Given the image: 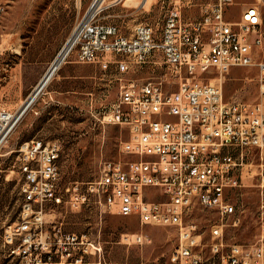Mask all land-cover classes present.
I'll return each mask as SVG.
<instances>
[{"label":"built area","instance_id":"obj_1","mask_svg":"<svg viewBox=\"0 0 264 264\" xmlns=\"http://www.w3.org/2000/svg\"><path fill=\"white\" fill-rule=\"evenodd\" d=\"M98 1L91 0L75 25L65 58L73 55L78 63L119 75L117 99L102 122H119L127 139L120 142L119 159L104 162L95 181L64 189L59 145L41 138L22 143L17 150L22 203L1 235L7 255L19 264H101L94 238L65 233L60 222L50 220V210L65 203L74 211L92 205L100 214L136 217L141 227L175 228L177 255L169 264H264V61L255 59L264 38L263 3L244 6L238 20L229 22L224 15L234 0L205 4L190 20L182 18L176 1L159 34L140 23L127 36L100 20L105 8L126 0L96 7ZM12 2L0 0V25ZM156 66L166 70L154 73L164 74V82H154V75L139 82L123 77L133 67ZM248 67L258 72V102L225 101L222 77ZM204 74H216L219 84L200 78ZM20 109L0 108V150L25 113ZM253 180L260 192L257 236L250 244H227L225 228L240 223L230 194ZM194 204L218 215L208 256L198 250L197 224L187 220ZM130 237L122 241H148L142 233Z\"/></svg>","mask_w":264,"mask_h":264},{"label":"rangeland","instance_id":"obj_2","mask_svg":"<svg viewBox=\"0 0 264 264\" xmlns=\"http://www.w3.org/2000/svg\"><path fill=\"white\" fill-rule=\"evenodd\" d=\"M80 1L79 14V0H13L10 4L0 25V108L14 111L32 93L84 14L83 7L88 0ZM176 1L182 6V18L190 20L199 17L201 6L215 0H153L145 3L126 0L106 8L100 14V20L116 25L119 32L127 36L140 23L151 26L159 34L167 9ZM258 1L264 6V0ZM254 3L256 0H234L226 7L225 20L237 21L240 10ZM255 59L264 61V38L255 51ZM157 60L161 63L160 58ZM64 66H70L69 74L79 75V78L67 80L68 83L54 81L45 86L0 150V263L1 259L8 258L4 264H19L7 255L1 235L3 229L16 220L22 203L17 153L22 143L41 138L59 145L60 187L64 189L73 183L95 181L104 162L119 159L120 142L127 139L125 128L102 122L103 112L117 99L116 77L119 75L113 69L103 71L96 65L79 64L73 55L66 58ZM158 71L166 72L160 66L154 71L150 67H133L123 77L139 82ZM200 78L219 84L216 74H204ZM257 78L254 67L233 69L221 79L224 100L258 102ZM72 85L74 89L78 88L79 95L67 97L56 93ZM245 184L246 187L230 194L240 223L225 228L227 244H250L258 233L256 213L260 192L255 180ZM49 218L54 223L60 222L65 233L87 234L94 238L102 249L101 264H169L176 260L177 232L173 227H141L136 217L100 214L92 205L74 211L65 203L53 207ZM217 218L215 211L203 210L198 204H194L187 215L188 221L197 224L198 250L204 256L209 255L210 227ZM136 233H142L148 241L143 244L122 241L123 235L128 234L132 239L130 236Z\"/></svg>","mask_w":264,"mask_h":264},{"label":"crops","instance_id":"obj_3","mask_svg":"<svg viewBox=\"0 0 264 264\" xmlns=\"http://www.w3.org/2000/svg\"><path fill=\"white\" fill-rule=\"evenodd\" d=\"M80 0H79V5H78V14H79V12H80V8H81V6H80ZM87 1H85V6L83 7V9H84V13H85V11L87 10V8L89 7V4H90V2H91V0H88V2L86 3ZM106 9V8H105ZM104 9V10H105ZM103 10V11H104ZM59 54V53H58ZM57 54V55H58ZM57 57V56H56ZM56 57L53 59V61L56 59ZM52 61V62H53ZM52 62L49 64V66L52 64ZM78 63V62H77ZM63 64H65V61L64 62H62L61 64H60V66H58V68H57V70H56V72H55V74H54V76L51 78V80L49 81V83L46 85V86H48L51 82H54V81H63V83H68L67 82V80H74V79H77V78H79V75H74V74H69V71H70V66H64L63 67ZM79 64H81V63H79ZM83 65H89V64H83ZM90 65H95V64H90ZM48 66V67H49ZM97 66V65H96ZM47 67V68H48ZM44 74V73H43ZM43 77V76H42ZM41 77V78H42ZM55 92V91H54ZM56 93L57 94H61V95H67V97H70V95L71 96H73V95H79V90H78V88H75L74 89V87H73V85L68 89V88H66V89H64V90H61V91H56ZM69 95V96H68ZM30 96V95H29ZM28 99V98H27ZM26 99V100H27ZM25 100V101H26ZM36 100V99H35ZM35 100H34V102H35ZM24 101V102H25ZM24 102H23V104H24ZM33 102V103H34ZM33 103H31V105L29 106V108H31V106H32V104ZM22 104V105H23ZM28 108V109H29ZM27 109V110H28ZM27 110L25 111V113L27 112ZM24 113V114H25Z\"/></svg>","mask_w":264,"mask_h":264},{"label":"bare ground","instance_id":"obj_4","mask_svg":"<svg viewBox=\"0 0 264 264\" xmlns=\"http://www.w3.org/2000/svg\"><path fill=\"white\" fill-rule=\"evenodd\" d=\"M105 1L106 0H99L98 1V3H97V5H96V7L97 6H102V5H104V3H105ZM70 44H71V42L70 43H68L67 44V46L62 50V52H61V54L59 55V57L57 58V60L55 61V63L51 66V67H49L48 69V72H47V74H46V76H45V79H46V82H45V84H44V86L41 88V90L37 93V95L35 96V98L32 100V102L31 103H33L34 102V100L39 96V94L42 92V90L44 89V87L49 83V81L51 80V78L54 76V74H55V72H56V70H57V68H58V66L62 63V61L64 60V59H66L65 58V56L67 55V52H68V49H69V47H70ZM44 74V75H45ZM154 82H164V74H154ZM41 85V84H40ZM38 90V88H36V90L34 91V93L36 92ZM31 105V104H30ZM29 105V106H30ZM29 108V107H28ZM27 108V109H28ZM26 109V110H27ZM25 110V111H26ZM24 111V112H25ZM112 124H114V125H119V122H112ZM11 133L12 132H9L8 133V138H9V136L11 135Z\"/></svg>","mask_w":264,"mask_h":264},{"label":"water","instance_id":"obj_5","mask_svg":"<svg viewBox=\"0 0 264 264\" xmlns=\"http://www.w3.org/2000/svg\"><path fill=\"white\" fill-rule=\"evenodd\" d=\"M69 40L67 41L66 45L63 47V49L67 46ZM62 49V50H63ZM62 50L59 52V54L57 55L56 59L52 62V65L55 63V61L57 60V58L59 57V55L61 54ZM52 65H50L49 67H51ZM49 70V69H48ZM48 70L46 71V74L48 72ZM45 75H43V77L41 78V80L38 82V84L35 86V88L33 89L32 93L30 94V96L28 97V99L24 102V104L21 106V112L23 113L31 104L32 100L35 98V96L37 95V93L41 90V88L44 86L46 79H45ZM41 84V85H40ZM36 88H38V90L34 93V91L36 90Z\"/></svg>","mask_w":264,"mask_h":264},{"label":"trees","instance_id":"obj_6","mask_svg":"<svg viewBox=\"0 0 264 264\" xmlns=\"http://www.w3.org/2000/svg\"><path fill=\"white\" fill-rule=\"evenodd\" d=\"M4 256H5V255H4ZM6 262H8V258L1 259V263H0V264H4V263H6Z\"/></svg>","mask_w":264,"mask_h":264}]
</instances>
